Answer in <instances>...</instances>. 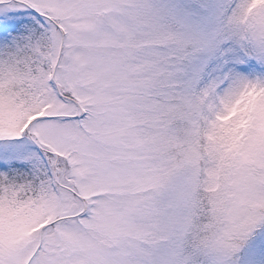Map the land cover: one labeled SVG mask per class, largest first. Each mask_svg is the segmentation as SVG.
I'll use <instances>...</instances> for the list:
<instances>
[{"label":"snow or ice","instance_id":"obj_1","mask_svg":"<svg viewBox=\"0 0 264 264\" xmlns=\"http://www.w3.org/2000/svg\"><path fill=\"white\" fill-rule=\"evenodd\" d=\"M0 264H264V0H0Z\"/></svg>","mask_w":264,"mask_h":264}]
</instances>
